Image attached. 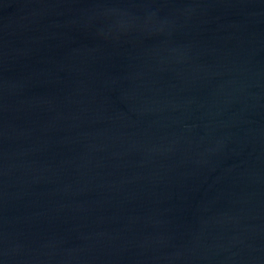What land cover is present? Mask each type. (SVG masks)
<instances>
[{"label":"water","instance_id":"water-1","mask_svg":"<svg viewBox=\"0 0 264 264\" xmlns=\"http://www.w3.org/2000/svg\"><path fill=\"white\" fill-rule=\"evenodd\" d=\"M0 264H264V0H0Z\"/></svg>","mask_w":264,"mask_h":264}]
</instances>
